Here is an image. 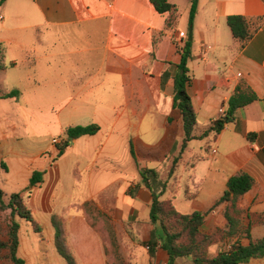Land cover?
<instances>
[{"label": "crops", "instance_id": "obj_1", "mask_svg": "<svg viewBox=\"0 0 264 264\" xmlns=\"http://www.w3.org/2000/svg\"><path fill=\"white\" fill-rule=\"evenodd\" d=\"M169 1L180 12L177 0ZM147 3L152 6L149 0H5L0 5V44L5 66L0 69V95L19 90L18 96L0 101H12L18 107L23 101L30 107L28 111L17 108L0 112V170L6 177L13 172L14 179L22 182L13 191L1 184L0 187L8 193L30 189L26 200L35 217L47 226L48 234L51 213H68L73 253L75 257L81 255L85 264H103L99 254L103 248L86 222L81 210L83 202L91 200L99 207L106 204L131 223V228L149 229V235L155 227L149 223L151 193L138 186L136 161L158 170L167 179L161 199L171 200L182 214L208 210L225 191L228 178L238 172H246L254 180L241 206L249 212H264V0H198L187 86L198 130L218 117L221 105L227 109L228 99L237 88H249L257 98L237 109L219 133L189 141L170 175L171 160L178 156L183 139L181 115L172 103L173 76L179 60L158 61L156 54L167 34L179 36L182 45L190 0L186 19L179 13L175 30L161 37L166 14L154 10L164 21L154 31L148 58L144 49L134 43L135 28L129 24L131 18L137 17L144 24V16L150 11ZM228 15L248 19L251 35L243 43L232 36L226 22ZM146 26L149 28L144 24L140 31ZM69 30L81 40L79 52L84 56L69 72V90L65 93L69 108L63 113L65 122H59V132L66 137L68 126L90 123L98 124L99 130L72 139L55 158L57 147L51 141L55 137V119L49 113L52 107L44 108L38 101H55L57 92L44 88L46 81L38 70L53 64L50 59L42 60L40 49L47 47L50 51L56 37L62 33L68 37ZM120 44L127 49L120 51L116 47ZM130 47L141 51L142 60L134 62V57L128 55ZM177 50L176 47L179 55ZM117 59L128 64L129 76L134 65H152L158 84L152 91L124 89L115 95V74L122 86L125 79ZM162 97L167 102L164 108L159 104ZM250 133L254 135L249 137ZM35 170L42 172V182L31 187L30 177ZM222 208L218 206L207 214L201 226L203 232L225 225ZM78 226L82 228L79 234L74 230ZM263 229L262 225L255 226L251 235L262 237ZM83 235L91 238L90 243L83 241ZM211 251L215 252V247ZM93 253L94 259L86 258ZM166 260L167 253L157 248V264H165ZM184 261L178 258L176 264ZM241 264H264V255Z\"/></svg>", "mask_w": 264, "mask_h": 264}, {"label": "trees", "instance_id": "obj_2", "mask_svg": "<svg viewBox=\"0 0 264 264\" xmlns=\"http://www.w3.org/2000/svg\"><path fill=\"white\" fill-rule=\"evenodd\" d=\"M5 0H0V5ZM154 10L159 14H166L161 37L166 32L175 30L179 18V11L175 4L169 0H149ZM198 0H190L188 25L192 26L194 16L197 12ZM226 22L232 36L243 43L250 35L248 19L243 15H228ZM3 47L0 44V69L5 66L2 63ZM180 58L176 63V72L173 76V107L176 108L182 120L183 139L178 156L171 160L168 175L176 168L180 154L193 139H203L210 133L217 134L224 123L233 119L235 112L256 100V94L249 88L241 90L237 88L227 102L226 115L223 119H217L205 126L201 131L197 128V121L191 98L187 93V86L191 75L188 68V61L191 59V40H184L183 46L177 50ZM18 89L0 95V98L16 97ZM99 130V125L90 123L86 125L68 126L65 129L66 138L57 146V156H60L72 139L83 135H93ZM254 134L250 133L248 136ZM134 157V151L131 148ZM140 181L138 186H143L151 193L149 206V223L155 227L150 230L147 239L149 248L148 264H153L156 258V249L160 248L167 253L165 264H176L178 258L189 259L192 264H241L251 258L264 255V236L253 237V227L264 226V212H249L241 206L243 195L249 191L253 184V178L246 172H238L228 178L226 189L206 211H194L189 214H182L176 210L171 200L161 199L166 187L167 179L162 178L160 172L154 168L143 167L136 161ZM6 169V166L1 163ZM42 182V172L33 171L30 177L31 187ZM28 195L31 190H27ZM218 206H223L222 214L225 219L223 227L215 226L208 233L201 230L207 214ZM94 208L92 202L85 201L82 209L88 213ZM10 211V220L4 226L0 224V261L6 259L12 264H24L23 258L17 254L19 247V219H25L38 233L39 227L32 217L30 210L26 207L21 192L7 194L0 188V212ZM51 224L54 229V246L66 264H77L74 256L66 246L64 237V221L61 217L53 215ZM104 245L106 264H126L122 256L117 234L112 225H107ZM246 240L245 244L243 241ZM217 242H223L216 253L210 252V247ZM4 253V254H3Z\"/></svg>", "mask_w": 264, "mask_h": 264}, {"label": "rangeland", "instance_id": "obj_3", "mask_svg": "<svg viewBox=\"0 0 264 264\" xmlns=\"http://www.w3.org/2000/svg\"><path fill=\"white\" fill-rule=\"evenodd\" d=\"M81 1V0H78ZM91 1V0H89ZM180 4V12L182 15V19H186V15L188 13L187 8L189 6V0H177ZM147 6L149 7V13H146V16H144V24L149 25L146 26L145 30L140 31V29L143 27V23H141L137 18H131L129 21V24L131 27L135 28V33L133 34L134 37V43L138 45L140 48L144 49V54L148 58V56H151L148 54L150 52V49H152V38L154 36V31L156 28H161L163 25L164 18L163 16L157 14L153 7L147 3ZM102 9L104 11H107L106 6H102ZM115 23V18H114ZM73 30H69L68 37L64 36L62 33L60 36L56 37V44L50 48V51L47 47H41L40 49V55L42 57L43 61H47L48 59L51 60V63L53 64L52 67H41L38 72L41 77L46 81V84L44 88L51 87L52 90H54L56 93L55 95V101L51 100H44V101H38L41 103V105L44 108L52 107L51 111H49L50 116H53L55 119V130L53 131V135L55 137H62V132H59L60 125L59 122L62 123L65 122V118L63 117L64 110L66 108H69V101L67 97L65 96V93L69 90L68 83L70 82L69 72L73 69H75V65H77L80 62V59H82L83 55H80L79 52L80 46V39L77 35L74 34ZM189 36H192V26L188 25L187 30L184 34H182L183 43L184 40L188 39ZM180 45V37L175 36L172 38V34H167L166 37L163 39V41L158 46V52L156 54V57L158 61H171L175 62L179 60V55L176 53V47L177 49H180L182 46ZM46 46V44H44ZM116 47H119L120 51H124L125 47L124 45H116ZM147 51V52H146ZM56 52V54H54ZM128 55L134 57V62H138L142 60L141 58V51L133 50L131 47L129 48ZM81 56V57H80ZM144 56V57H145ZM110 57L112 59H115L114 54H110ZM143 57V56H142ZM85 60V57H84ZM117 62L121 64L120 69L125 73V79L123 81L124 86L120 84V77L115 74V95L120 94L124 91V89L128 92L129 90L137 91L139 88H143L145 91H148L151 89V91L156 87L158 84V77L155 75L154 67L152 65H148L147 67H142L138 65H134L131 68V75L128 74V64L121 60L117 59ZM78 71V70H77ZM169 100V99H168ZM115 103H117V99L115 98ZM161 108H164L167 106V102L164 100V97L161 99V103H159ZM19 108L23 111L30 110V107L26 105L23 101L20 102V106H16L12 101L5 100L0 101V112L2 113L5 110L13 109L16 110ZM50 136V137H52ZM57 155L55 156V158ZM54 161V159H53ZM15 175L13 172L10 173L9 177H6V174L4 171L0 170V184L3 186L4 189L13 191L18 185H21L20 179H14ZM48 177V175H47ZM28 185V183H27ZM48 185V184H47ZM1 188V187H0ZM17 188L18 191L21 189ZM2 189V188H1ZM5 191V190H4ZM6 192V191H5ZM9 194L8 192H6ZM23 195V200L25 202L26 207L30 210L32 217L36 221L39 232L36 233L33 231V228L29 222H27L25 219H19L17 218L19 222V247L17 254L19 257L23 258L25 263L24 264H66L65 261L58 255L55 246H54V229L51 224V217L53 215L59 216L64 221V237L66 246L69 249V251L74 256L77 264H85V261L82 260L81 255L77 254L75 257V254L73 253V238L70 237V233L67 229V217L68 213H57L52 212L50 215V228L51 233L48 234L47 232V226H45L44 222L41 219H38L35 217L34 213L30 209L28 202L26 198L30 197L26 192H21ZM27 198V199H28ZM89 202H92L94 205V208L90 209L87 212H85L82 209V203L81 204V210L83 214L86 216V222L89 225V227L97 234V238L101 244V247L103 248V251L100 252L101 254L100 258L103 262V264H106L107 256L105 255L104 245L107 242L106 238V229L105 227L107 225H112L115 229V232L117 234L119 249L122 254V256L125 259L126 264H148L149 261V248L147 239L149 236V229H134L131 228V223L125 221V219H122L121 214L119 215L118 212L115 210V213L112 212L111 208L107 206L106 204L101 205L100 207L96 205L94 201L88 200ZM10 220V211H2L0 212V224L1 226H4L6 222H9ZM83 225V224H82ZM81 227H75L74 230L76 232L81 233L82 230ZM208 233V232H204ZM261 234H264V229L261 232ZM86 235V234H85ZM83 235V241L90 243L91 238L86 237ZM246 241V240H244ZM243 241V242H244ZM223 244V242H217L214 245L210 247V252L212 254L216 253L218 247ZM73 245V246H72ZM83 246V244H82ZM215 247V252L211 251V248ZM4 254V253H3ZM96 257V254L87 255V259H94ZM185 260L182 264H188L187 261H190L189 259L183 258ZM190 263H192L190 261ZM0 264H12L10 261L3 259L0 261ZM153 264H157L156 258L153 261Z\"/></svg>", "mask_w": 264, "mask_h": 264}, {"label": "built area", "instance_id": "obj_4", "mask_svg": "<svg viewBox=\"0 0 264 264\" xmlns=\"http://www.w3.org/2000/svg\"><path fill=\"white\" fill-rule=\"evenodd\" d=\"M225 115H226V110H225V108L221 105V106L219 107V110H218V117H217L215 120H217V119H223V118L225 117ZM63 140H64V138H61V137H54V138H52L51 141H52V143L57 147L59 144L62 143ZM211 152H212V153L216 152V148H215V147L211 148Z\"/></svg>", "mask_w": 264, "mask_h": 264}, {"label": "water", "instance_id": "obj_5", "mask_svg": "<svg viewBox=\"0 0 264 264\" xmlns=\"http://www.w3.org/2000/svg\"><path fill=\"white\" fill-rule=\"evenodd\" d=\"M188 40H191V36L188 37Z\"/></svg>", "mask_w": 264, "mask_h": 264}]
</instances>
